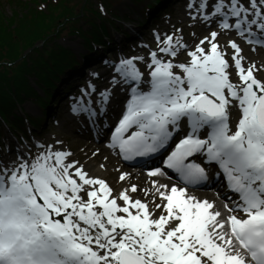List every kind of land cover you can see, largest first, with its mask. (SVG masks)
Here are the masks:
<instances>
[{
    "label": "snow or ice",
    "instance_id": "6c2138e0",
    "mask_svg": "<svg viewBox=\"0 0 264 264\" xmlns=\"http://www.w3.org/2000/svg\"><path fill=\"white\" fill-rule=\"evenodd\" d=\"M186 10L216 30L194 46L182 28L155 32L146 57L117 58L107 85L93 74L69 106L123 161L150 164L148 186L115 188L61 140L0 149V264H264V66L240 43L264 47V0ZM212 165L233 194L220 206L189 191Z\"/></svg>",
    "mask_w": 264,
    "mask_h": 264
},
{
    "label": "trees",
    "instance_id": "16d2710c",
    "mask_svg": "<svg viewBox=\"0 0 264 264\" xmlns=\"http://www.w3.org/2000/svg\"><path fill=\"white\" fill-rule=\"evenodd\" d=\"M42 1L46 2L43 5L46 10L42 8ZM119 1L34 0L33 8L30 7L31 14H25L27 19L15 13L18 27H12V23L8 24L0 16V135L3 122L7 123L12 114L14 117L9 127L18 130L23 126L24 119L15 112L21 110L22 103L30 99L41 101L42 104L48 101V98L43 101L44 96L38 87L35 89L25 85L20 88L25 73L36 75V83L49 92L56 85L62 71L66 74L68 70L76 69L82 61L55 42L63 32L69 29L71 33L80 34L90 52L98 43L104 44L106 48L112 47L113 31H119V10L116 7ZM13 2L25 6L29 3L21 0ZM102 7L105 10L103 12ZM39 39H43V44L35 45ZM28 47H31V54H23L22 51ZM87 55L84 54L83 59ZM30 61L32 66H29Z\"/></svg>",
    "mask_w": 264,
    "mask_h": 264
},
{
    "label": "rangeland",
    "instance_id": "374dc122",
    "mask_svg": "<svg viewBox=\"0 0 264 264\" xmlns=\"http://www.w3.org/2000/svg\"><path fill=\"white\" fill-rule=\"evenodd\" d=\"M22 2H29L28 5H24L23 3L13 2V0H0V16H2L8 24H11L12 27H18V23H15L18 18H15V13L18 14V16L22 18H26L25 14L30 15V7L33 8L34 6V0H21ZM189 0H179L176 3H171V0H141L140 2H135L134 0H121L116 5L117 9L119 10V20L117 21L118 26L121 28L123 27L122 31H113L112 39L120 44V39H124V30L128 25H132L136 31H143L142 27L147 26L150 27L148 32L143 33V35L136 39H138L133 44H130L129 47L126 49H121V51L118 49V55L117 56H109L108 60H117V58H123V57H130L131 51L134 50H143L141 53L143 56L146 55V50H149V47L155 48V40H154V33L159 31L161 33L164 32H171L175 28H182L183 29V35L184 38L189 43H194L197 39L203 38L204 36L208 35L210 31L216 30L212 26L211 28H205L202 25H196L195 27H192L190 24L191 21L186 20L188 17L187 13V4ZM42 3L43 10H46V8L43 6L46 4L45 1L40 2ZM98 3V1H97ZM170 3V7L165 11L163 10L168 4ZM36 6V4H35ZM150 7L148 10V13L150 12V15H146L144 13V9ZM17 10V12H16ZM151 10V11H150ZM146 16V17H145ZM117 17V16H116ZM150 17V18H149ZM142 26V27H141ZM195 33V37L191 35V33ZM117 33V35H116ZM229 39H233L229 35H221L218 37V41L222 47H227V43ZM147 41V42H146ZM55 42L64 48H67L73 55L77 56L78 58H81L83 54H86L89 52L88 47H85V41H83V38L80 34L77 33H71L69 29H67L65 32H63L60 36H58L55 39ZM35 45H42L43 39H39L35 42ZM122 45V44H121ZM27 47V46H26ZM243 48V47H242ZM96 49V48H94ZM94 49L92 51H94ZM243 52H245L247 55V59H251L253 57H256L260 59L261 61H264V55L261 53H253L252 51H246L243 48ZM31 51V47H28L22 51L23 54H26ZM228 52L231 53V49L228 48ZM31 54V52L29 53ZM83 62V60L81 61ZM93 63H88L85 65V67H88L85 69L83 73L79 75V71H76L73 73V70H68L66 74H64V71H62L60 77L56 80V85L50 89L49 92L44 91L37 83V76L25 73L24 79L20 81V88H22L25 85H29L31 87H38L40 90V93L42 96H44L42 99L44 101L45 98H48V101L46 104H42L41 101L36 100H27L24 103H22V111L16 110L15 112L21 116L23 120V126L19 127L18 132L23 133V140H21V144L17 142V140L14 138L13 134L17 132L16 129H10L9 128V122L12 124L11 119L14 117L13 114L10 115L9 121L6 123L3 122L1 127V135H0V141L3 143L4 147L3 150L6 152L8 150V147L11 146L12 148H20L29 143L31 140L32 142H44L47 141L55 142L56 140L64 141V143L68 147H78V144H76L73 136H77L76 130L73 129L75 127V124L72 123V119L70 118V112L69 106L71 104V101L73 100V97L79 95L81 88L86 86L90 81L93 80V74L98 73L99 76H101L105 71L110 70L107 69L108 67H101L103 65H100V62H97L95 65ZM106 65V64H104ZM29 66H32V62H29ZM83 66V64H81ZM143 67V66H142ZM64 74V75H63ZM263 72L259 73V76H263ZM106 76H103L102 79H105ZM233 79L235 80V75H233ZM96 84L98 82H103L100 78L96 79L94 81ZM71 85L67 88L68 90L71 89L70 96L67 97L66 101L60 103V111L59 115H54L51 120H45L44 121V114L50 113L55 109L57 110V105L59 103V100L63 97L60 96V94L64 91V89H61L63 86L67 87L69 84ZM103 84V83H102ZM36 89V88H35ZM59 95L55 104V96ZM62 104V106H61ZM55 105V106H54ZM56 107V108H55ZM25 114V115H24ZM32 119V124H30L29 121L25 119V117ZM43 122L42 128H40L37 132L32 133V127L37 124ZM27 123V125H26ZM28 137V138H25ZM16 146V147H15ZM64 147V145H63ZM65 148V147H64ZM25 151L27 149L25 148ZM35 151V149H33ZM16 153L13 152L12 158L15 159ZM120 164V163H119ZM121 165V164H120ZM143 172V171H141Z\"/></svg>",
    "mask_w": 264,
    "mask_h": 264
},
{
    "label": "bare ground",
    "instance_id": "6f19581e",
    "mask_svg": "<svg viewBox=\"0 0 264 264\" xmlns=\"http://www.w3.org/2000/svg\"><path fill=\"white\" fill-rule=\"evenodd\" d=\"M150 8H145V11H148ZM186 20H190V18H187ZM190 24H193V21L190 22ZM198 24V23H197ZM123 27L119 29V31H122ZM117 35V33H116ZM201 39V38H199ZM199 40L197 39L194 43H190L192 46H194L196 43H198ZM156 43V42H155ZM143 52V51H142ZM140 54V52L138 53ZM148 55V52L146 51L145 57ZM246 57V54H243ZM185 56V55H182ZM247 58V57H246ZM182 59H186L185 57H182ZM249 63L255 62L258 66H264V61H261L260 59L253 57L251 59H247ZM264 73V72H263ZM260 78H264L261 76ZM105 84L104 86H106ZM102 86V87H104ZM47 115V114H46ZM50 116V114L48 113ZM70 118L74 121L75 127L77 131L79 132L77 136H73L76 144H78V147H68L64 141L63 145L66 149H69L74 155V159H79L82 163L89 165L87 170L90 172V174L101 176L102 178H106L108 182L113 185L115 188L120 187H127L130 183H136L141 187H147L148 181H150L152 178L147 175L146 172H139L132 169H127L125 167H122L119 164V158L117 155L109 150L108 147H106V144L104 141H98L99 137H97L94 133L90 132L89 127L84 123H79L77 121V118L70 114ZM28 138V137H25ZM17 142L20 144L22 137L18 134L16 136ZM54 143V142H50ZM16 147V146H15ZM97 150H99V153L96 156H93V153H96ZM105 157H107V161H105ZM104 163L106 165L107 171L101 170L98 166ZM117 169L125 172L132 173L131 180L127 184H121L118 181V175L119 173L116 171ZM161 182H167V183H175L173 180H165L164 178H161ZM223 191V188H221ZM193 194H196L200 196L201 198H208L209 200H215L218 204V206L223 205L225 202L223 198L221 197V193L209 191L208 189H202V190H190ZM135 196L140 197L142 196V193H137Z\"/></svg>",
    "mask_w": 264,
    "mask_h": 264
}]
</instances>
